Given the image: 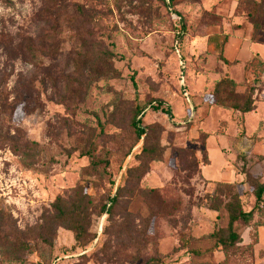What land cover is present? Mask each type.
Returning <instances> with one entry per match:
<instances>
[{"label": "rangeland", "instance_id": "obj_1", "mask_svg": "<svg viewBox=\"0 0 264 264\" xmlns=\"http://www.w3.org/2000/svg\"><path fill=\"white\" fill-rule=\"evenodd\" d=\"M10 1L0 0V264H264L256 213L234 225L232 252L218 243L230 196L249 211L264 183V0H58L49 17L51 0ZM87 49L113 53L112 73L79 71ZM136 108L163 146L138 179ZM77 189L96 210L87 238L58 227L39 241L42 215Z\"/></svg>", "mask_w": 264, "mask_h": 264}, {"label": "trees", "instance_id": "obj_2", "mask_svg": "<svg viewBox=\"0 0 264 264\" xmlns=\"http://www.w3.org/2000/svg\"><path fill=\"white\" fill-rule=\"evenodd\" d=\"M7 5L11 3L10 0H4ZM262 3V2H261ZM51 7H46L44 12L45 17H49L51 11L57 10L58 0H51ZM260 5V4H259ZM24 47L25 50L31 55L32 58L37 57V48L34 47L29 38H21L20 47ZM114 58V54L108 51L97 52L87 49L86 53L79 55L74 61V66H77L79 71L89 67L91 72L95 75H102L106 73H112L111 64ZM220 82L217 87H220ZM157 107H163L161 100H156ZM235 107V105H234ZM249 104L244 107L236 106L237 110L246 112L249 110ZM170 113L169 108H165ZM142 109L136 108L131 117L130 125L135 131L136 138L139 141L143 138L140 152L138 154L139 165L132 168L130 172L135 173V177L138 179L142 175L149 171V164L154 160H159L162 157L163 146L155 136L161 129L159 125L142 126L140 121V115ZM255 205L249 211H245L239 202L236 195H231L229 200L224 204L228 213L227 234L224 237H219L218 243L221 246L224 254H228L235 249L236 244L240 242V236L234 229V225L239 221L247 223L252 219L253 214H257L258 220L261 224L264 222V183L259 184L256 187L255 193ZM117 200V195L112 196L110 204L105 208H101L102 211H110V207ZM91 202L87 194L83 193L81 189L75 190L72 196L65 199L57 196L51 204V211L42 215V223L38 225L37 238L39 241L45 244H50L56 235L58 227H65L69 229L74 236V240L77 244L82 243L88 236V230L91 225L92 215L96 213L95 209L90 207ZM213 210H217L218 206H209ZM21 242L22 249L28 251L29 245L26 242ZM153 259H149L143 264H152Z\"/></svg>", "mask_w": 264, "mask_h": 264}]
</instances>
